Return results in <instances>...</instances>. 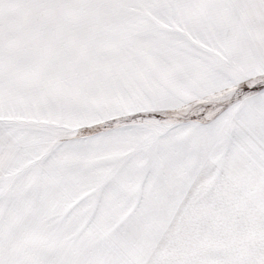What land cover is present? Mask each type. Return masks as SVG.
I'll use <instances>...</instances> for the list:
<instances>
[{"label":"snow or ice","instance_id":"snow-or-ice-1","mask_svg":"<svg viewBox=\"0 0 264 264\" xmlns=\"http://www.w3.org/2000/svg\"><path fill=\"white\" fill-rule=\"evenodd\" d=\"M0 264H264V0H0Z\"/></svg>","mask_w":264,"mask_h":264}]
</instances>
